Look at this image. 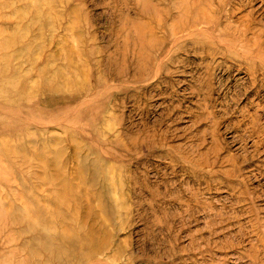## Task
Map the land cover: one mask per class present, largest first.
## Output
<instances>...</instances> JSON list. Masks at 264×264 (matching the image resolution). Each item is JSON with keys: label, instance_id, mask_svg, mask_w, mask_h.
I'll list each match as a JSON object with an SVG mask.
<instances>
[{"label": "rangeland", "instance_id": "rangeland-1", "mask_svg": "<svg viewBox=\"0 0 264 264\" xmlns=\"http://www.w3.org/2000/svg\"><path fill=\"white\" fill-rule=\"evenodd\" d=\"M69 226L264 264V0H0V264H77Z\"/></svg>", "mask_w": 264, "mask_h": 264}, {"label": "bare ground", "instance_id": "bare-ground-1", "mask_svg": "<svg viewBox=\"0 0 264 264\" xmlns=\"http://www.w3.org/2000/svg\"><path fill=\"white\" fill-rule=\"evenodd\" d=\"M64 190H65L64 199L66 200L68 207L74 208V206H77L75 196L73 197L74 195L73 189L70 188L69 185H65ZM90 228L93 229L94 225L90 226ZM72 229L73 228L71 226L66 228V232L64 234V248L66 252H68L69 249H73L79 260V262L77 260V264H81L88 259L90 260L97 253L100 247L99 241H97L96 237L88 236L87 234H82V235L76 234L77 236H75L72 233ZM96 233L99 232L96 231ZM67 254L65 255L66 257L65 263L71 262L72 260V256Z\"/></svg>", "mask_w": 264, "mask_h": 264}]
</instances>
